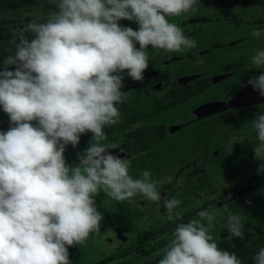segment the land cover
<instances>
[{"label":"clouds","instance_id":"9594fccd","mask_svg":"<svg viewBox=\"0 0 264 264\" xmlns=\"http://www.w3.org/2000/svg\"><path fill=\"white\" fill-rule=\"evenodd\" d=\"M48 2L54 11L47 21L36 17L27 23L0 70V106L10 120L9 129L0 131V264H71L69 247L84 244L100 230L97 194L103 191L120 203L137 195L159 203L158 187L172 182L170 176L154 180L147 170L133 178L130 162L102 142L105 127L121 122L117 105L128 100L121 91L122 74L127 70L133 81L143 82L148 46L167 54L196 47L168 18L195 15L197 0ZM121 20L136 22L138 30L121 26ZM250 35L259 39L264 30L252 29ZM250 60L246 68L264 69V49L257 48ZM246 83L264 97V72ZM252 127L254 158L264 161V110ZM89 132L90 146L77 153V165H68L66 146H77ZM238 142L243 138L228 141L230 152ZM258 171L264 172V163ZM181 203L164 198L166 218L176 227L156 264H242L236 253L219 249L214 241L212 230L221 213L202 209L198 219L185 223L183 213L175 211ZM224 227L229 240L244 239L240 214L229 212ZM253 259L264 264V247Z\"/></svg>","mask_w":264,"mask_h":264},{"label":"rangeland","instance_id":"374dc122","mask_svg":"<svg viewBox=\"0 0 264 264\" xmlns=\"http://www.w3.org/2000/svg\"><path fill=\"white\" fill-rule=\"evenodd\" d=\"M225 2L227 0H207V2L197 4L198 8L205 10L202 11L203 14L207 13L205 15L208 19L207 22L202 19L198 24L193 25L197 22H192L194 16L190 17L188 14L168 18L170 22L176 23L182 28L185 36L196 41V47L188 51L193 56L196 55V50L210 47L211 42H220V46L212 47L213 50L210 53L194 57L191 60L187 58L171 62L166 68V75L175 78L180 73L197 71L203 72L206 79L212 80L216 75L225 74L224 72L233 73L238 69L239 71L237 74L221 80V85H219L221 93L206 92L185 106L173 107L169 110L159 108L150 119L145 121L148 124H167L175 121L179 116H183L186 110L202 102L218 101L220 98L221 100L230 99L241 87L247 85L249 77L258 76L264 72V69L246 68V65L251 64L250 58L255 54V50L257 48L264 49V35L259 39H254L250 35L252 29L264 30V7L238 5L235 8L225 5ZM218 6H221V11L216 9ZM53 11L54 5H50L48 0H0V54L7 52L9 44L18 39L19 33L27 25V17L32 20L37 16L41 17V20H45ZM217 14H221V16H217ZM119 23L123 27H132L134 30H138V24L134 21L126 20L124 23L121 20ZM189 26L190 29L199 28L197 33L188 35L186 30L189 29L185 28ZM193 26L194 28H192ZM231 42H233L232 45H230ZM135 46L139 48L138 43ZM187 53L167 54L162 50L152 49V46L149 45L148 55L151 59H149L148 68L157 69L156 67L161 65V60L170 58L169 61H172L171 59L176 55H186ZM7 56L0 59V70H2L3 61ZM122 75L124 76L123 82L141 83L133 81L127 76V72ZM161 78L165 79L166 77L162 76ZM200 80L202 85L209 82V80L204 81L201 78ZM144 81L146 80L143 79ZM145 95L152 94L147 91ZM133 96L134 94L131 92L129 99ZM142 96L144 97V95ZM261 110H264V103L247 108L226 109L218 117L195 123L171 136L166 142H157L160 137H157L158 132L155 130L154 139L143 140L147 146H152L144 156L140 157L145 164L131 162L129 174L133 178H141L142 172L147 170L154 180H160L164 176H169L170 171L172 172L178 164L187 161L188 158L201 152H209L214 159L211 160L207 171L203 174L202 183L208 180L210 173L218 169H221V179L215 176L207 182L208 186L203 183L205 185L204 193L201 196L196 195L193 198V204L188 205L189 208L193 207L192 210H195V214L187 218L189 220L198 219L196 213L202 209H217L221 215L217 216L215 228L212 230L214 241L217 244L220 241L222 230L227 229L224 225L229 212L240 214L244 224V236H248L250 233L255 235L258 228L264 229V181L261 182L264 180V172L258 171L261 163L258 164V167L256 166L257 169L256 167L244 169V167L249 160L248 155L254 156L252 135L255 130H252L254 129L252 125ZM215 123L220 124V127H217L218 130H213ZM226 126L230 127V131L227 133L225 132ZM232 136L245 140L242 143L233 144L232 152H230L227 145ZM89 146L90 143L67 152L64 155L66 163L70 166L77 165L79 163V160H76L77 153ZM168 161L170 162L169 169L163 173L167 169ZM252 183H258L256 189L246 193L233 194V191L240 186H251ZM204 185L198 184L195 188L200 191ZM94 199L97 210L103 215V220L99 232L90 234L85 243L79 245L82 254L79 263L156 264L173 239L175 230L173 226L176 224L165 229V224L162 223L166 218L153 220L147 215H141L139 210L135 212L136 201L133 203L131 200L122 203L116 202L108 198L103 191L97 194ZM211 200L213 202L208 203ZM218 202L220 203L217 204ZM251 239L253 238H250V242H252Z\"/></svg>","mask_w":264,"mask_h":264},{"label":"flooded vegetation","instance_id":"af4514ba","mask_svg":"<svg viewBox=\"0 0 264 264\" xmlns=\"http://www.w3.org/2000/svg\"><path fill=\"white\" fill-rule=\"evenodd\" d=\"M206 1L207 0H203L201 2L204 3ZM258 7H264V5L263 4L255 5V8H258ZM216 9H219L221 11V6H218ZM202 11H205V10H201L199 8L198 12L201 13V14H199V17L201 19H205L207 22L208 19L205 17V15H207V13L203 14ZM219 15L221 16V14H217V16H219ZM36 17L37 16H35L33 18H36ZM29 18L30 17H27V21H26L27 23L30 21ZM195 19H196V16H195ZM195 19L194 20L192 19V22H197V23H195V24L192 23L193 25L198 24V22L200 21V20L195 21ZM256 21H258V20L256 19ZM37 22H39V21H37ZM122 22L126 23V20H122ZM187 28L189 29V30H186L188 35L197 33V31L199 29V28H194V26L192 27L194 29H190L191 28L190 26L186 27L185 29H187ZM26 35L28 36V38L30 40L33 38V36L31 34L27 33ZM18 42H19V40L17 39L15 42L9 44L7 50H9L13 45H16V43H18ZM219 43L220 42H211L210 47H208L207 49L196 50L195 56H193V54H191V52H188L186 55H176L175 59L172 61H169L170 58L161 60V63H160L161 65L159 67H156L157 69L147 68L148 70L147 69L145 70V72H144L145 78L144 79L146 81H144L143 83L141 82V83H130L129 84L128 82L127 83L123 82L122 88L125 85L135 86L132 89L124 91L128 97V100H129V94L131 92L134 95L139 94L141 96L142 95L146 96L145 93H147V91H149V92H151L152 95H148V96H154V98H156L158 104L166 106L169 104V100H174V104H172L168 107L166 106L164 108V109L169 110V109H173V107L185 106L188 103L190 104V103H192V101L195 98L200 97L201 95H203L206 92H214L216 94L221 93L220 87H219V85H221V79L217 80V81L214 80V78L212 80L206 79L207 77L204 76L205 74H203V72L201 73V72L194 71L191 73H180V74L176 75L175 78H172V77H169V75H166V72H167L166 68H168V66H169V64H171V62L176 61V60L180 61L182 59L184 60L187 58H189L191 60L194 57H199L203 54H208L213 50L212 47L220 46ZM232 44H233V42L230 43V45H232ZM4 53H6V52H4ZM9 53L14 54L13 49L10 50L7 53V55H9ZM1 55H3V53L0 54V59L3 57V56L1 57ZM5 56H6V54H5ZM167 61H169V62L167 63ZM10 70H15V65L11 66ZM234 71H233V73H230L231 74L230 76L237 74L239 69L234 70ZM125 72H127V70H125ZM224 73H226V72H224ZM113 74L115 75L116 73H113ZM191 75H195V78L188 79V77ZM219 75H221V74H219ZM162 76H165L166 78L163 79V78H161ZM200 78L204 81L209 80V82L206 83L205 85H202ZM122 88H121V91H122ZM200 90H202V91L199 92ZM128 100L124 104L117 105L118 108H119V106H122V108H119V111L121 114V122L117 125L112 126V127H105L104 130H105V134L107 136V140L103 141L102 143L105 145H108V146L114 145L115 146L114 149H117L119 152L124 153L126 156L124 158H126L130 163L131 162H135V164L141 163V165H144L145 163H143V161H141L142 158H140V157L144 156L145 152L149 151L152 147V146L149 147L145 143H143V140L145 137L144 132L146 130H149L150 132H152L154 136H155V130H156V132H158L157 137H160L157 142H164V141L166 142L167 140L170 139L171 136L178 134L179 132L185 130L186 128H188L189 126H192L195 123H201L206 119H214L215 117H218L219 115H221V112H223L226 109L247 108V107H251L254 105L264 103V101H261V102H256V103L251 104V105L230 107V108L219 110V111H216L213 113L202 115L201 117H197V115L195 114V109L198 106L205 103V102H202L201 104L186 110V113L183 116L182 115L179 116L173 122H170L167 124L166 123L148 124L145 121L150 119L151 116L147 117L146 119H139L135 122L130 123L129 116H128V108L126 107V105L128 104ZM212 101H216V100H211L209 102H212ZM218 101H221V98L218 99ZM32 123L35 125L37 122L33 121ZM9 126H10L9 117L3 111L2 106H0V131H7L9 129ZM217 127H220L219 123L214 124L213 130H218ZM252 130H254V129H252ZM227 131L228 132L230 131L229 126L225 127V132L227 133ZM240 134H243V133H240ZM89 135L92 137V134L89 132V133H85V134L81 135V138H89ZM90 140L80 141L77 146L72 147L69 150L65 151L64 155L67 152H70L77 147L87 145L88 143H90ZM243 140H245V139H243ZM252 142L253 143L256 142V134L255 133H253V135H252ZM212 151H211V153H212ZM252 152H253V150H252ZM216 153H218V152H216ZM226 153L227 154L229 153L228 150ZM248 156H249V160H248L249 162L247 161L244 169H246L247 167H248V169L255 168L256 166L258 167V164L264 162V161L256 160L254 158V156L251 154ZM213 159H214V157H212L211 154H209V152L208 153H206V152L202 153L201 152L195 156H192L191 158H188L187 161L178 164L172 172L170 171L168 173V174H170L169 176L172 177L173 175H175L178 172L177 174L180 175V178L177 176H176L177 179L172 177V182L170 184L165 183L163 185H160L162 187L161 191H159L160 186L157 189L161 193L162 199L166 198V195L168 196V193H172L173 191H177L180 188H181L180 189V192H181L182 189H184L182 191V193L185 194V195L183 194V196H184L183 197L184 198L183 199L184 200L183 201V207L184 206H187V207H185L184 209L180 208L178 211L183 213V220H186V222H188V220H189L187 217L195 214L194 213L195 210H192L193 207L189 208L188 205H190L193 202V198L196 195L201 196L204 193L203 192V191H205L204 190L205 189L204 184H207V182H209L210 179H213V177H215V176L219 177L221 179V169H218L217 171H213L212 173H210V177L208 178V180L205 183L203 182L204 184L202 183V176L207 171L209 163ZM76 160H79V159L77 158ZM169 166H170V162L168 161L167 169L164 170L163 173L167 172V170L169 169ZM257 167H256V169H257ZM239 171L244 172L246 170H239ZM222 172H224V171H222ZM174 179H176V180H174ZM177 181H179L178 186H176ZM263 181L264 180H262L261 182H263ZM198 184L204 185V187L202 189H200V191H199V189L195 188ZM208 184H207V186H208ZM257 185H258V183H252L251 186H247V185L242 186V187L240 186L237 190L233 191V194L239 193V192L240 193H242V192L246 193L249 190L256 189ZM200 192H202V193H200ZM219 194L221 195V193H219ZM186 197H187V201H186ZM131 202L132 203L135 202V212H137L139 210V213L141 215H147L148 217H151L153 220H156L158 218L163 219L164 218L163 216H165V218H166V209L164 207V204H161L160 202L159 203L146 202L144 200V198L139 196V195H137L136 198L134 197L133 199H131ZM139 202L141 204H144L145 207H142ZM212 202L213 201L211 200L208 203H212ZM219 203L220 202H218L217 204H219ZM159 211L161 213H159ZM164 221L165 222L162 224H165V229H167V228L171 227V225L175 224L173 222L168 221L167 218ZM173 227H176V226L174 225Z\"/></svg>","mask_w":264,"mask_h":264},{"label":"trees","instance_id":"16d2710c","mask_svg":"<svg viewBox=\"0 0 264 264\" xmlns=\"http://www.w3.org/2000/svg\"><path fill=\"white\" fill-rule=\"evenodd\" d=\"M203 0H197V4L201 3ZM207 2V1H206ZM263 4L264 0H227L225 2V5H231L236 8L238 5H258ZM199 12H197L195 15H189L194 16L192 19H196L195 21L202 20L199 17ZM189 17V18H190ZM38 21L40 23L46 22V20L42 19L41 17H38ZM205 20V19H204ZM31 38V37H30ZM15 53L16 45H13L9 50H7L6 53L3 52L2 56L7 55V53L12 50ZM142 91V90H141ZM174 104V100H169V104L166 105L167 107ZM165 105L158 104L156 98L154 96H141L139 94H135L132 98L128 100V104L126 107L128 108V116L130 123L135 122L139 119H145L149 116H152L156 113V111L159 110V108L164 109L166 107ZM119 108H122V106H119ZM105 132V130H104ZM144 140H150L154 139V135L149 130H146L145 132ZM83 135V134H82ZM91 136L89 135V138H80V141L90 140ZM72 145H67L66 150H69L72 148ZM229 235L228 230H223L221 234V239L218 243V248L221 250H227L230 253H236L238 258L241 259L242 264H255L253 257L255 256L256 252L259 250L260 247H264V229L258 228L257 233L254 235V233H250L248 236H244V239L240 238H233L232 240H229L227 237ZM250 238L252 242H250ZM69 260L71 264H80L79 261L81 259V251L79 246H70L69 247ZM105 264V262H97L94 264Z\"/></svg>","mask_w":264,"mask_h":264},{"label":"water","instance_id":"95a60500","mask_svg":"<svg viewBox=\"0 0 264 264\" xmlns=\"http://www.w3.org/2000/svg\"><path fill=\"white\" fill-rule=\"evenodd\" d=\"M173 59H175V58H173ZM173 59H171V60H173ZM230 75H231L230 73H225V74L217 75V76L214 77V80H216V81L217 80H220V79L223 80V79L227 78ZM193 78H195V75H191V76L188 77V79H193ZM133 87H135V86H133V85H125L122 88V91H127L129 89H132ZM261 101H264V97L259 96L258 93L255 92L250 85H245V86L241 87L237 91V93L232 98H230V99L221 100V101L207 102L205 104H202V105L198 106L195 109V114L197 115V117H201L202 115L209 114V113H213V112H216V111H219V110H223V109H226V108L237 107V106H245V105H251V104H254L256 102H261ZM111 151L117 152L118 150L117 149H112ZM119 154L122 157H126L124 153L119 152ZM177 173L175 175H173L172 177H174L176 179H177V177L180 178V175L177 174ZM176 179H174V180H176ZM161 188L162 187L160 186L159 191H161ZM180 189H178L177 191H173L172 193H168V196L166 195V198L175 197V198L181 200L182 203L179 205V208L178 209H175V211L176 210L178 211L180 208L181 209H184L185 207H187V206H184L183 207V201H184L183 200L184 199L183 198L184 197L183 194L184 193H182V191L184 189H182L181 192H180ZM160 203L161 204H164V199H161ZM141 206L142 207H145L144 204H141ZM159 213H161V212L159 211Z\"/></svg>","mask_w":264,"mask_h":264}]
</instances>
